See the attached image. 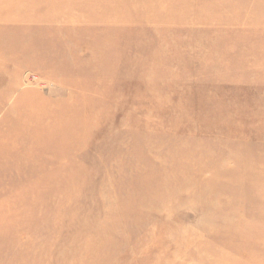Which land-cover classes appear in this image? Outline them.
Listing matches in <instances>:
<instances>
[{"label":"rangeland","instance_id":"obj_1","mask_svg":"<svg viewBox=\"0 0 264 264\" xmlns=\"http://www.w3.org/2000/svg\"><path fill=\"white\" fill-rule=\"evenodd\" d=\"M0 264H264V0H0Z\"/></svg>","mask_w":264,"mask_h":264},{"label":"bare ground","instance_id":"obj_2","mask_svg":"<svg viewBox=\"0 0 264 264\" xmlns=\"http://www.w3.org/2000/svg\"><path fill=\"white\" fill-rule=\"evenodd\" d=\"M87 109H85V111H86ZM86 118V117H85Z\"/></svg>","mask_w":264,"mask_h":264}]
</instances>
